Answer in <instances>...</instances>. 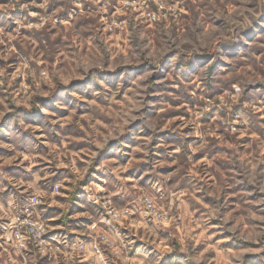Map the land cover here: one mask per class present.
Wrapping results in <instances>:
<instances>
[{
    "label": "clouds",
    "instance_id": "clouds-1",
    "mask_svg": "<svg viewBox=\"0 0 264 264\" xmlns=\"http://www.w3.org/2000/svg\"><path fill=\"white\" fill-rule=\"evenodd\" d=\"M0 137V264H264V0H0Z\"/></svg>",
    "mask_w": 264,
    "mask_h": 264
},
{
    "label": "rangeland",
    "instance_id": "rangeland-1",
    "mask_svg": "<svg viewBox=\"0 0 264 264\" xmlns=\"http://www.w3.org/2000/svg\"><path fill=\"white\" fill-rule=\"evenodd\" d=\"M0 138H4V139H6V137H0ZM73 143H75V144H82L83 143V140L80 138V137H74L73 138ZM43 146H45L46 147V145H43ZM0 151H5V150H3V149H0ZM79 154L81 155V156H83V155H85L86 154V149H84V148H80L79 150ZM201 161H199V160H197L196 161V164H199ZM64 170H66V169H64ZM64 191H67V188H65L64 189ZM60 199H63V197H61ZM48 207H49V209L51 210L52 208H54V207H56V205H53L51 202L49 203V205H47ZM72 215H73V217L75 218V219H77V220H83V219H86V217H84V215H83V210L82 209H80V210H74L73 211V213H72ZM125 219H127L126 217H125ZM49 221H50V224L51 225H56L58 222L57 221H55L52 217H49ZM131 226V225H130ZM60 229H58V228H56V227H51L50 228V231L51 232H55V231H59ZM143 241H139V243H142ZM241 251H243L242 249H241ZM180 255H183L182 253L180 254ZM244 255L245 256H249V257H255V256H257L258 255V253L257 252H255V251H245L244 252ZM134 259V258H133ZM83 264H86V261L85 262H83Z\"/></svg>",
    "mask_w": 264,
    "mask_h": 264
},
{
    "label": "crops",
    "instance_id": "crops-1",
    "mask_svg": "<svg viewBox=\"0 0 264 264\" xmlns=\"http://www.w3.org/2000/svg\"><path fill=\"white\" fill-rule=\"evenodd\" d=\"M53 228V227H52Z\"/></svg>",
    "mask_w": 264,
    "mask_h": 264
}]
</instances>
